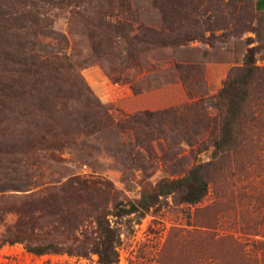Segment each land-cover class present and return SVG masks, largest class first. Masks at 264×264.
Instances as JSON below:
<instances>
[{
	"label": "rangeland",
	"instance_id": "374dc122",
	"mask_svg": "<svg viewBox=\"0 0 264 264\" xmlns=\"http://www.w3.org/2000/svg\"><path fill=\"white\" fill-rule=\"evenodd\" d=\"M122 2L114 18L104 17L106 8L99 9L96 1L88 12L74 3L42 8L49 18L34 35V53L68 55L79 65L94 51H105L120 63L123 45L103 27L121 21L155 29L167 21L177 30L166 33L191 40L138 54L123 77L140 85L139 94L128 83H112L100 64L79 69L80 84L108 110L110 121L85 135L86 128L70 115L56 122L42 119L47 141L28 155L39 160L25 165L29 190L0 194V240L11 232H35L64 250L36 256L23 244H4L0 264H99L94 252H66L77 248L73 237L96 239L99 213H106L114 233L116 264H264V126L248 122V144L231 152L216 153L210 142L218 134L215 95L229 72L253 47L256 65L264 67V15L255 11L253 0ZM75 80L72 74L68 78L78 85ZM254 95L250 106L257 103ZM62 100L68 112L82 107ZM24 109L29 110L27 103L14 102L0 117L5 120L1 131L31 138L35 125L25 122L34 120ZM166 110L169 115L146 114ZM197 165L204 166L207 182L200 202L188 204L175 192L151 196L154 204L145 212L115 215V207H129L126 203H136L142 193L184 177ZM45 189L46 194L36 195ZM35 204L47 212L34 211Z\"/></svg>",
	"mask_w": 264,
	"mask_h": 264
},
{
	"label": "trees",
	"instance_id": "16d2710c",
	"mask_svg": "<svg viewBox=\"0 0 264 264\" xmlns=\"http://www.w3.org/2000/svg\"><path fill=\"white\" fill-rule=\"evenodd\" d=\"M91 1L99 2V9L106 8L103 16L107 18H114L115 11L122 10L124 3L122 0H0V117L4 112L10 110L14 102H16V106H19L20 103H27L29 110L24 109L25 116L33 118L34 121L25 123L31 126L35 125V133L31 134V138L29 134L25 136L16 130L5 131L2 129L1 131L0 128L1 195L29 190L31 183L23 180L24 177H28L29 173L25 165L30 161L38 163L39 160L31 159L28 155H32L36 151L38 144L47 141V133L42 131L40 126L43 124L42 119L47 118L56 122V120H61L64 115H70L76 123L83 124V127L86 128L83 129L85 135L93 134L100 129L101 124L103 126L104 122L110 121L108 110L93 96L83 82L80 84V77H78L80 68L92 63L100 64L112 83H128L131 91L139 94L143 91L140 85L123 77L124 71L132 65L131 63L137 61L138 54L153 48L177 47L181 42L191 40H183L185 34L183 36L175 34L173 37L166 33L165 31L173 34L177 30L173 29L170 26L171 23L167 21L159 29L141 25L132 27L128 21H121L109 22L104 27L102 26L109 31L110 39L115 38L123 45L125 57L120 63L116 64L115 56L105 51H94L93 54L85 56L79 65L75 64L68 55L45 58L34 53V37H36L34 35L37 34L41 23L49 18L47 11H42V8L54 7V4L61 7L68 3H74V7L82 6V10L88 12L87 7ZM102 1L104 4H101ZM72 13L79 15V12L74 10ZM175 13L174 9L170 11V14ZM177 13L179 14V11ZM163 15L167 17V13H163ZM84 26L87 29L90 28L86 24ZM255 53L254 47L246 52L242 65L229 72L215 95V107L218 110V134L211 137L210 142L216 153L231 152L248 144L246 133L248 122L254 127L264 126L262 124L264 67L256 65ZM102 60L106 63H102ZM71 74L78 78V81L75 80V82L79 87L68 81ZM253 94H256L254 96L257 103L250 106ZM66 98L80 104L82 106L80 111L78 109L70 112L65 110V101L62 99ZM14 99L15 101H13ZM252 108L254 111H251ZM169 113L166 110L158 114H146L152 117L169 115ZM132 119L134 120V118ZM3 123L5 120L0 121V127ZM190 139L191 137L185 141L189 142ZM253 141H251L253 144L262 142L261 139ZM5 143L11 144V148L7 147ZM203 173V165L194 166L184 177L159 183L153 192L142 193L136 203H126L129 204V207H115V215L125 216L135 212H145L154 204L151 202V196L156 198V196L175 192H179L183 202L198 203L207 194V182ZM47 192L48 189L41 190L36 195L41 196ZM35 205L34 211L40 213L46 211L45 207ZM29 212L33 213L31 210ZM95 223L97 240H90L87 236H83L82 239L73 237L72 244L74 243L77 248L66 252L68 254L76 252L83 256L86 251L94 252L99 256V264H116L113 246L114 233L107 221L106 213H99L95 218ZM16 243L23 244L28 253L36 256L60 253L64 250L49 240L46 235L35 232H11L0 240V246Z\"/></svg>",
	"mask_w": 264,
	"mask_h": 264
},
{
	"label": "crops",
	"instance_id": "0c3cea01",
	"mask_svg": "<svg viewBox=\"0 0 264 264\" xmlns=\"http://www.w3.org/2000/svg\"><path fill=\"white\" fill-rule=\"evenodd\" d=\"M253 4L255 11L264 15V0H253Z\"/></svg>",
	"mask_w": 264,
	"mask_h": 264
}]
</instances>
